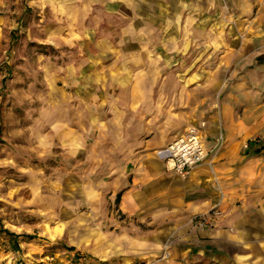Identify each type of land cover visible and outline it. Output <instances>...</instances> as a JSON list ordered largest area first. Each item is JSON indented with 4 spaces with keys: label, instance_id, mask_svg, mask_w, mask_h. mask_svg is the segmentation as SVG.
Instances as JSON below:
<instances>
[{
    "label": "rangeland",
    "instance_id": "374dc122",
    "mask_svg": "<svg viewBox=\"0 0 264 264\" xmlns=\"http://www.w3.org/2000/svg\"><path fill=\"white\" fill-rule=\"evenodd\" d=\"M63 2L0 0V264L53 253L59 264H170L180 233L197 228L166 213L189 175L156 153L188 127L202 126L207 158L193 171L205 166L220 202L232 188L264 192V0H218L209 23L236 44L185 46L132 72L80 56L63 37ZM150 69L171 73L137 76Z\"/></svg>",
    "mask_w": 264,
    "mask_h": 264
},
{
    "label": "crops",
    "instance_id": "0c3cea01",
    "mask_svg": "<svg viewBox=\"0 0 264 264\" xmlns=\"http://www.w3.org/2000/svg\"><path fill=\"white\" fill-rule=\"evenodd\" d=\"M218 5V0H64L60 14L70 22H64L63 37L76 40L84 60L107 61L112 55L117 63H123L121 69L126 66L128 72H132L137 69L136 60L146 69L151 63H159L162 55L171 57L185 46L211 49L214 45L218 49L224 44L230 47V42L236 44L235 37L225 40L227 27L223 23L220 22V26L219 23H209L210 14ZM112 18L118 19V24H110ZM248 41L253 45L254 37ZM207 53L205 50L201 55H206L207 59ZM150 72L151 75L143 72L137 76L161 78L163 74L171 73L155 69ZM195 72L201 77L208 76L205 70ZM210 74L211 77H220V71ZM137 88L141 93L150 92L146 86ZM151 92L161 93L162 85L156 82ZM218 117L220 121V106ZM217 120L213 116L206 123L213 127ZM202 141L206 143V137ZM204 168L190 172L187 182L172 189L166 213L178 224L204 215L220 200L219 193L210 189L211 179ZM213 170L220 188V151ZM201 186L211 191L205 192ZM220 211L213 228L188 227L180 233L184 247L173 250L171 255L175 261L170 264H264V192L257 194L249 189L238 191L232 188L221 202Z\"/></svg>",
    "mask_w": 264,
    "mask_h": 264
},
{
    "label": "built area",
    "instance_id": "2783aa9c",
    "mask_svg": "<svg viewBox=\"0 0 264 264\" xmlns=\"http://www.w3.org/2000/svg\"><path fill=\"white\" fill-rule=\"evenodd\" d=\"M201 128L202 126L187 128L182 135L163 149L157 151L156 156L163 162L167 172L185 178L196 167L204 163L207 158V151L202 141ZM220 205L221 202L219 200L204 215L190 219V224L197 229L213 228L221 214ZM43 256L45 258L35 260L36 262L24 261L18 264H59L57 262L58 255L56 256L53 253ZM78 260L81 262L82 258L79 257Z\"/></svg>",
    "mask_w": 264,
    "mask_h": 264
},
{
    "label": "trees",
    "instance_id": "16d2710c",
    "mask_svg": "<svg viewBox=\"0 0 264 264\" xmlns=\"http://www.w3.org/2000/svg\"><path fill=\"white\" fill-rule=\"evenodd\" d=\"M248 144H249L250 147L252 146V143H248ZM261 150H264V147H262L261 149L256 150V154H258Z\"/></svg>",
    "mask_w": 264,
    "mask_h": 264
},
{
    "label": "bare ground",
    "instance_id": "6f19581e",
    "mask_svg": "<svg viewBox=\"0 0 264 264\" xmlns=\"http://www.w3.org/2000/svg\"><path fill=\"white\" fill-rule=\"evenodd\" d=\"M59 232H60V231H57V233H59ZM50 237H51V238H53V237H54V235L51 233V234H50Z\"/></svg>",
    "mask_w": 264,
    "mask_h": 264
}]
</instances>
